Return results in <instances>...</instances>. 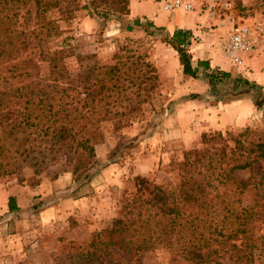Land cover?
<instances>
[{
  "label": "trees",
  "instance_id": "16d2710c",
  "mask_svg": "<svg viewBox=\"0 0 264 264\" xmlns=\"http://www.w3.org/2000/svg\"><path fill=\"white\" fill-rule=\"evenodd\" d=\"M80 1L0 0V168H4L0 176L14 173L18 159L38 167L62 159L71 166L74 181L88 179L97 161L96 146L104 140L103 125L122 118L131 125L148 100V85L159 80L153 63L135 52L113 65L81 64V72L65 83H49L48 77L40 76L41 64L34 54L42 38L34 44L32 34L51 36L57 32L58 19L71 18L77 10L106 15L92 7L96 0H85L84 5ZM54 10L59 18L49 17ZM134 23L167 32L165 41L178 52L185 75L197 79L199 68H204L212 88L231 77L211 69L206 60L193 66L189 30L176 29L171 35L152 22ZM39 50L41 61H56L48 56L62 53ZM76 57L82 63L84 56ZM233 81L236 88L247 89L236 96L246 92L258 106L264 103V93L252 91L261 86L242 77ZM253 133L250 128L236 135L202 132L199 146L172 160L170 167L178 176L172 189L135 176L136 189L127 195L125 191L120 215L93 232L86 245L65 243L66 256H60L61 249L57 264H126L115 248L141 257L156 247L171 248L195 264L214 257L227 258L228 264H264V171L246 179L235 177L237 171H254L264 158V139H252ZM136 140L119 142L99 168L115 163ZM8 208L20 210L14 196L9 197Z\"/></svg>",
  "mask_w": 264,
  "mask_h": 264
},
{
  "label": "rangeland",
  "instance_id": "374dc122",
  "mask_svg": "<svg viewBox=\"0 0 264 264\" xmlns=\"http://www.w3.org/2000/svg\"><path fill=\"white\" fill-rule=\"evenodd\" d=\"M130 1L96 0L92 7H97L106 15L91 16L85 9L77 10L71 18L58 19L57 32L54 31L51 36L32 34L34 44L42 38L39 49L50 53L62 51L48 56V59H57L53 62L41 61L39 49L34 54L41 64L40 76L48 77L49 83L56 80L65 83L81 72V64L113 65L134 52L147 56L156 67L159 80L152 86L148 85V100L131 125H127V118L111 120L103 125L104 140L96 146L97 161L88 179L74 181L71 166L62 159L49 161L40 167L18 159L14 173L0 176V182L10 186H37L33 192L35 195L28 194L19 211L0 214V264H57L55 257L61 249L64 248V251L60 256H66L68 245L65 243L76 241L86 245L93 232L109 226L120 215L125 191L128 192L126 195L135 191L134 177L137 175L172 189L178 178L176 171L170 167L172 160L181 158L183 150L199 146L200 137L192 141L187 134L183 137L170 133L163 127V121L176 110H182L187 100H193L190 98L192 94L199 95L194 99L202 100L211 108L241 98L248 99L251 105L246 120L223 132L236 135L250 128L254 131L250 135L252 139H264V103L258 106L246 92L236 96L239 91L247 89L242 85L236 88L233 81L237 77H253L260 70L264 72V0L255 5L248 3L241 10L252 24L256 39L253 51L244 55L242 64L227 59L222 51L221 40L226 30L215 25L196 29L198 34L193 43L207 44L212 51L215 50L216 61L227 60L232 64L231 68H211L231 73L230 78H225L213 88L205 79L208 70L203 68L200 77L195 78L207 86L203 93L199 92L200 87L195 80L183 76L180 72L183 68L174 65V57L179 55L172 52L171 45L165 41L167 32L152 26H135L136 19L144 24L150 21L131 18ZM84 4L85 0H81L80 5ZM156 9L162 13L158 21L171 20L177 25L192 26L195 19H200L195 11H165L158 0ZM49 17L59 18V13L54 10ZM198 50L192 52V47L188 49L192 59ZM77 54L84 56L82 63L77 60ZM249 81L262 87H253V92L264 93V85L253 79ZM2 131L0 125L1 136ZM135 137L134 145L124 148L115 163L99 168L119 142L131 141ZM254 166V171H237L235 177L246 179L255 172L264 171V158ZM3 169L0 168V171ZM115 250L126 264H195L171 248L156 247L144 252L141 257H131L123 249ZM213 259L205 264L229 263L227 258ZM256 264L259 262L256 261Z\"/></svg>",
  "mask_w": 264,
  "mask_h": 264
},
{
  "label": "crops",
  "instance_id": "0c3cea01",
  "mask_svg": "<svg viewBox=\"0 0 264 264\" xmlns=\"http://www.w3.org/2000/svg\"><path fill=\"white\" fill-rule=\"evenodd\" d=\"M157 0H131L130 1V16L131 18H140L146 19L152 22L157 27H164L171 35L176 29L189 30L190 32L196 31L198 23L203 21V18L200 17L198 21L195 19L194 24L191 26L177 25L171 20L167 21H158L161 17V12L156 9ZM222 30V29H221ZM193 50H198L197 55L193 57L192 64L197 66V61L199 59L206 60L209 62L210 67H220L225 68L226 66L232 67L230 61H216L215 59V50L212 51L207 44L193 43L190 45ZM203 47V48H202ZM202 48V50H201ZM172 52L178 55V52L171 46ZM209 53H206V52ZM208 54V55H207ZM214 55V58L212 57ZM174 65H177L180 68H183L179 62V57H174ZM200 72L203 68H199ZM180 72L184 77L190 78V80H195V84L199 85L201 93H203L207 86L199 80L191 76H187L183 73V70L180 69ZM244 77L246 75H243ZM249 80H255L256 83L264 85V72L260 70L258 73L253 75V77H247ZM250 101L246 98H241L239 100L229 101L225 105H220L218 108L207 107V105L199 99L187 100L184 105H182V110H176L171 114L167 119L163 121V127L170 131V133H178L180 136H187L192 141H196L201 137L202 132L204 131H214L220 130L225 131L229 127L234 125H239L243 123L247 116L249 115L250 110ZM245 125V124H244ZM178 130V132H177ZM37 186H22V185H13L10 186L3 181L0 182V214H3L6 211H9L8 200L10 196H15L17 205L22 207L23 200H26L28 194L34 196L33 192L36 190ZM24 198V199H23ZM26 202V201H25Z\"/></svg>",
  "mask_w": 264,
  "mask_h": 264
},
{
  "label": "built area",
  "instance_id": "2783aa9c",
  "mask_svg": "<svg viewBox=\"0 0 264 264\" xmlns=\"http://www.w3.org/2000/svg\"><path fill=\"white\" fill-rule=\"evenodd\" d=\"M165 11L184 9L188 12H198L203 21L197 28L204 26H218L226 30L222 36V51L225 57L234 63L242 64L245 54H249L255 47L256 39L252 24L241 10L248 3L257 4L262 0H158ZM196 31L190 32L189 45L194 42Z\"/></svg>",
  "mask_w": 264,
  "mask_h": 264
}]
</instances>
